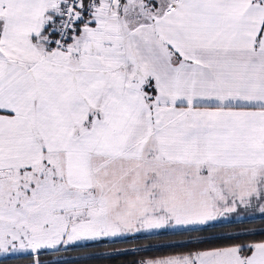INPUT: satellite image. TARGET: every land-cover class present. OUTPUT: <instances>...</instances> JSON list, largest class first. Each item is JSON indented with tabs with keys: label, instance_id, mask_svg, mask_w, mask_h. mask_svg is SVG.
<instances>
[{
	"label": "snow or ice",
	"instance_id": "1",
	"mask_svg": "<svg viewBox=\"0 0 264 264\" xmlns=\"http://www.w3.org/2000/svg\"><path fill=\"white\" fill-rule=\"evenodd\" d=\"M257 220L264 0H0V264H264Z\"/></svg>",
	"mask_w": 264,
	"mask_h": 264
},
{
	"label": "trees",
	"instance_id": "2",
	"mask_svg": "<svg viewBox=\"0 0 264 264\" xmlns=\"http://www.w3.org/2000/svg\"><path fill=\"white\" fill-rule=\"evenodd\" d=\"M249 227H261L264 226V224L261 223V221L257 220L251 224L248 225ZM174 239H178L177 237H161L158 239H153V240H144V241H140L139 243H166L169 240H174ZM135 244H124V245H116L115 247L117 248H125V247H134ZM112 246L109 245H104L102 247L99 248H94V249H88L87 251H91V252H96V253H109L111 252ZM73 256L79 255L78 253H73L71 254ZM15 264H23L22 261L20 262H15ZM81 264H123V258L120 259H113L110 256L104 255V256H100L99 258L96 259H91V260H86V261H82Z\"/></svg>",
	"mask_w": 264,
	"mask_h": 264
}]
</instances>
